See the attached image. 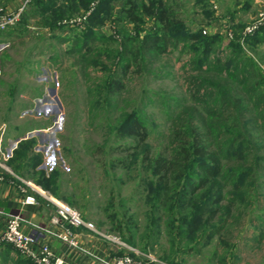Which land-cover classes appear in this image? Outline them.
Wrapping results in <instances>:
<instances>
[{"label":"rangeland","instance_id":"374dc122","mask_svg":"<svg viewBox=\"0 0 264 264\" xmlns=\"http://www.w3.org/2000/svg\"><path fill=\"white\" fill-rule=\"evenodd\" d=\"M33 1L27 7L34 13L32 18L0 31L18 36L0 44V139L6 127L24 126L34 132L21 141L8 138L6 146L13 148V157L22 142L34 141L28 158L8 162L12 171L17 172L16 166L21 176L80 211L96 231L133 247L135 251L128 253L141 259L150 252L159 264H168L162 259L167 254L180 264H264V177L260 186L239 180L234 218L221 234L224 240L215 235L188 251L183 249L191 240L180 244L177 227L169 232L165 210L153 209L151 184L155 185L156 177L150 160L164 150L171 118L190 99L186 78L192 73V45L201 42H181L165 53H147L138 62L139 71L125 77L124 90L110 96L99 86L110 76L108 68L114 72V62L120 57L112 55L123 48L134 28L127 21H117L124 0L111 3L100 30L105 35L88 43L90 52L86 47L81 50L82 44L75 47L74 38L85 26L82 16L73 17L78 19L74 29L53 30L45 25L47 17L41 10H32ZM168 1L177 3L178 17L189 32L222 35L218 52L223 58L231 54L230 35L244 34L264 11V0ZM9 2L5 0L0 7L10 8ZM141 24L148 30L153 27L152 20ZM108 34L117 37L108 40ZM242 47L264 73V42L252 45L245 41ZM84 52L88 58L96 56L98 63L84 67ZM136 111L150 134L146 141L118 130ZM57 121L61 130L47 133ZM255 132L253 160L255 155H264V134ZM51 137L58 139L56 145ZM28 163L24 172L21 166L27 168ZM40 177L44 182L56 181L57 188L52 185L58 192L38 184ZM243 198L247 201L242 202ZM0 264L38 263L0 237Z\"/></svg>","mask_w":264,"mask_h":264},{"label":"trees","instance_id":"16d2710c","mask_svg":"<svg viewBox=\"0 0 264 264\" xmlns=\"http://www.w3.org/2000/svg\"><path fill=\"white\" fill-rule=\"evenodd\" d=\"M113 1L116 0H34L31 7L47 17L45 25L63 32L74 29L71 21L76 19L73 18L76 14L86 16L83 31L74 38V45L82 44L80 49L86 47L90 52L92 46L88 43L98 41L99 34H104L100 32L101 26ZM176 7V2L168 0H124L117 21L129 22L133 32L125 37L123 48L112 55L120 60L114 62V72L108 68L110 76L106 75L99 88L112 96L124 90L125 77L139 71L138 62L145 60L147 53H165L171 47H179L181 42H201L200 46L192 45L189 68L192 73L186 78L190 99L171 118L164 150L150 160L156 177L155 185L151 184L155 189L153 209L165 210L169 232L177 227L180 244L191 240L189 245L194 246L183 249L188 251L221 235L229 226L239 197L235 192L239 180H249L255 186L262 183L264 155H255L252 159L256 152L252 141L255 131L264 134V73L242 46L245 41L252 45L264 42V23L253 34L245 36L243 32H236L231 54L223 58L218 52L222 35H204L201 30L189 32L185 21L178 17ZM32 16L34 13L26 9L21 21ZM148 20L153 21L149 30L141 26ZM116 37L108 34V40ZM82 58L86 68L98 63L96 56L88 58V52ZM141 118L137 111L133 112L118 130L141 141L148 140L150 134ZM33 149L34 141L26 140L13 158L26 159ZM27 166H21L24 172L30 164ZM11 179L18 180L15 176ZM44 181L40 177L37 182L47 190L58 192L52 185L57 188L56 181ZM162 259L168 264H180L170 254Z\"/></svg>","mask_w":264,"mask_h":264},{"label":"built area","instance_id":"2783aa9c","mask_svg":"<svg viewBox=\"0 0 264 264\" xmlns=\"http://www.w3.org/2000/svg\"><path fill=\"white\" fill-rule=\"evenodd\" d=\"M29 3L30 0H25L17 9L0 7V31L17 25L21 21ZM83 18L85 19L86 16ZM77 21L78 19H74L71 22L75 23ZM66 22L67 20H64V23ZM263 22L264 11H261L258 19L246 27L244 35L246 36L248 34L255 33ZM230 37L233 38V35L231 34ZM59 130H61V128L59 127V122L57 121L48 127L46 132L48 133L52 131L51 133H54ZM52 137L51 142H54L56 145L58 143V139ZM1 140L2 139H0V141ZM13 151V148L2 151V159H0V187L6 180V174H14L8 164L14 156ZM21 181L20 191L23 197L22 204L37 205L39 204V196L45 198L48 201V204L54 209V216L51 221L53 224L62 227V232L53 233L45 226L29 222L20 213L8 212L0 206V221H2L4 225L3 230L0 232L1 240L14 245L21 254L35 260L38 264H73L66 258L58 255L50 243H40L41 235L48 233L71 247L80 248L74 228L86 227L90 230H95L94 223L91 221H85L80 211L75 209L66 201L53 196L49 191L44 190L31 180L22 178ZM25 224H31L33 231H25ZM132 251H135V249L133 248ZM145 256V259H141L135 256V254L125 253L123 255L114 256L111 260L106 261V263L159 264L158 259L153 254H145Z\"/></svg>","mask_w":264,"mask_h":264},{"label":"crops","instance_id":"0c3cea01","mask_svg":"<svg viewBox=\"0 0 264 264\" xmlns=\"http://www.w3.org/2000/svg\"><path fill=\"white\" fill-rule=\"evenodd\" d=\"M5 0H0V4ZM10 3V9H17L21 6L23 0H7ZM29 5V4H28ZM28 7V6H27ZM18 36L9 32H0V44H6L17 39ZM6 126V125H5ZM22 126V125H21ZM33 131L26 130V127H11L10 130L6 127L5 136L1 133L0 141V159H2V151L10 149L7 147L8 138L19 137L18 141L31 137ZM15 176L18 180L26 179L16 172L14 174H6V180L0 187V206L8 212L22 213L25 219L34 224L47 227L53 233L62 232V227L52 223L54 209L48 204V201L39 196V204L23 205L22 193L20 191V182L8 178ZM28 180V179H27ZM22 182V181H21ZM3 219V218H1ZM4 228V225H3ZM24 229L27 232H32L31 224H25ZM80 248H74L62 242L60 239L44 233L41 235L40 243H50L55 252L66 258L73 264H107L106 261L111 260L118 253H128L133 250V247H128L119 242L116 237L99 231H92L86 227L74 228Z\"/></svg>","mask_w":264,"mask_h":264}]
</instances>
